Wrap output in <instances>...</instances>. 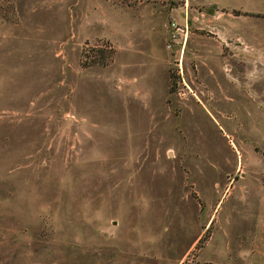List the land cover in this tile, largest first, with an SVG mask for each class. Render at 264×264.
Instances as JSON below:
<instances>
[{
	"label": "rangeland",
	"instance_id": "374dc122",
	"mask_svg": "<svg viewBox=\"0 0 264 264\" xmlns=\"http://www.w3.org/2000/svg\"><path fill=\"white\" fill-rule=\"evenodd\" d=\"M213 1L0 0V264H264V0Z\"/></svg>",
	"mask_w": 264,
	"mask_h": 264
},
{
	"label": "crops",
	"instance_id": "0c3cea01",
	"mask_svg": "<svg viewBox=\"0 0 264 264\" xmlns=\"http://www.w3.org/2000/svg\"><path fill=\"white\" fill-rule=\"evenodd\" d=\"M193 5L197 4H205V5H211L213 7H225V3H215L213 0H191ZM187 5V4H186ZM185 8V6H183ZM183 8V9H184ZM188 8V5H187ZM183 13V12H182ZM198 14L201 12H197ZM255 14V13H254ZM256 16H259L258 13H256ZM224 15V14H223ZM223 17L226 16H215L216 19H224ZM245 19L247 17H244ZM259 18L255 17L254 19L248 20L252 21V23L245 24V26L242 27V30H240L238 35H235V38L239 41V45L245 49L244 51L252 50V52L255 51V54H259L256 45L262 46L264 41H261L262 36H259L258 29L256 25V21ZM218 21V20H217ZM258 23V22H257ZM243 32V34H241ZM219 34H221L224 37V40H227L228 34L219 31ZM224 49L227 47V44L224 42L223 44ZM254 46V47H253ZM241 51V49H240ZM242 69L246 71V75L244 79H241L239 83H237L235 80L232 81V84L234 83L235 87H238L240 89V92L243 93L246 97L250 98L252 103L258 104L257 107H254L255 109L253 111L248 112L249 117H256L263 119L264 118V62H251V63H244L242 64ZM251 72V73H250ZM264 148V143L261 145ZM210 225V224H209ZM210 227V226H209Z\"/></svg>",
	"mask_w": 264,
	"mask_h": 264
},
{
	"label": "built area",
	"instance_id": "2783aa9c",
	"mask_svg": "<svg viewBox=\"0 0 264 264\" xmlns=\"http://www.w3.org/2000/svg\"><path fill=\"white\" fill-rule=\"evenodd\" d=\"M171 26L174 28V33L172 34L171 38L174 39L176 37V32L180 31L178 27H175L174 24H171Z\"/></svg>",
	"mask_w": 264,
	"mask_h": 264
}]
</instances>
